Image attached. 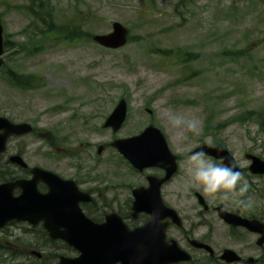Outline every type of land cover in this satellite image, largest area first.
Instances as JSON below:
<instances>
[{
    "label": "rangeland",
    "instance_id": "rangeland-1",
    "mask_svg": "<svg viewBox=\"0 0 264 264\" xmlns=\"http://www.w3.org/2000/svg\"><path fill=\"white\" fill-rule=\"evenodd\" d=\"M0 16L9 42L0 68V115L34 126L31 134L10 139L7 154L0 153V169L8 172L0 170V179L19 171L6 163L17 150L30 166L59 167L66 175L81 160L90 185L99 188V203L90 209L100 219L111 210L130 211L127 186L137 183L110 143L149 124L164 132L175 153L190 152L211 137L241 166L249 165L246 153L264 159V0H0ZM115 21L128 27L131 41L118 49L93 41V34L110 32ZM49 25L55 30L46 33ZM70 29L88 31L90 37L68 39ZM122 98L127 118L113 132L104 122ZM253 110L252 118L223 126ZM170 116L202 121L201 133L188 132L178 141ZM47 141L77 156H53L55 148ZM99 145H105L101 154ZM243 176L250 185L246 197L255 201L249 212L264 221V175L248 171ZM182 184L177 208L188 230L203 208L186 178ZM204 196L210 204L220 199L219 194ZM226 202L230 209L239 207ZM204 217L214 221L206 242L217 255L232 248L244 258L261 257L258 264H264V246L255 245L256 237L231 236L215 212ZM146 218L127 222L143 224ZM41 229V224L16 220L0 227V264H35L44 257L36 258L33 249L53 263L61 254L75 255L61 240L49 243ZM205 231L200 227V234ZM167 235L193 255V262L178 264L228 263L189 248L183 229L172 228Z\"/></svg>",
    "mask_w": 264,
    "mask_h": 264
},
{
    "label": "water",
    "instance_id": "water-1",
    "mask_svg": "<svg viewBox=\"0 0 264 264\" xmlns=\"http://www.w3.org/2000/svg\"><path fill=\"white\" fill-rule=\"evenodd\" d=\"M129 29L120 21H115L112 30L108 33L94 34L92 38L98 44L118 49L128 42ZM4 27L0 17V68L4 64ZM127 116V102L121 99L105 121V127H111L113 131L121 128ZM33 130L28 122L14 123L4 116H0V153L7 147V140L12 135H23ZM112 145L131 161L139 169L148 166H163L164 161L170 156L172 161L175 155L172 153L168 141L162 130L155 126H147L141 133L116 139ZM216 147L201 145L194 150H203L208 155L222 159L224 164L235 163L234 156L222 144ZM102 148L99 149V152ZM252 159L250 170L253 173L264 174V159L257 155L247 154ZM10 161L26 166V162L19 155L10 157ZM236 164V163H235ZM167 176L161 182L167 180L175 170V163L168 166ZM238 167H237V169ZM33 178L29 180H15L0 183V227L5 226L11 220L28 221L33 225L39 222L53 239H61L78 251L75 256L61 255L59 264H173L192 260V255L184 250L175 239L167 240L168 222L165 218H171L180 224V216L177 211L167 207L162 201L159 186L160 183H151L148 195L150 204H143V197L137 196L132 207V214L137 217L145 211L151 218L143 225L130 228L118 213H110L105 221L96 222L89 218L79 206V198L71 196L67 191L59 189L62 180L51 171L41 167H34ZM44 176L49 181L51 189L47 193H41L37 189V179ZM152 179V177H151ZM58 180V181H56ZM22 192L15 195L16 188ZM143 189V188H142ZM60 192V193H59ZM77 194V190L74 191ZM73 193V195H74ZM202 203L204 198L199 195ZM220 216L229 223L244 225L249 230L260 233L257 241L259 246L264 245V221L247 219L231 213L224 208L220 209ZM191 243L196 247L205 248L211 256L214 249L207 243L194 239ZM37 257L42 253L32 250ZM221 259L228 263L239 261L241 257L232 249L226 248L221 254ZM248 263H256L257 259L249 257Z\"/></svg>",
    "mask_w": 264,
    "mask_h": 264
},
{
    "label": "flooded vegetation",
    "instance_id": "flooded-vegetation-1",
    "mask_svg": "<svg viewBox=\"0 0 264 264\" xmlns=\"http://www.w3.org/2000/svg\"><path fill=\"white\" fill-rule=\"evenodd\" d=\"M23 122V121H22ZM33 125V124H32ZM33 130L29 133L23 134V135H12L9 137L8 139V144H7V148L5 150V152L3 153L4 155L8 153V145L10 142L11 138L14 137H22L28 134H31L34 131V126ZM112 143V142H111ZM110 143V144H111ZM47 144L52 145L51 148H55V151L52 152L53 156L56 155H63V153L67 156H77V155H72V153H74L72 150L64 149L61 148L60 150H58V148L56 147L57 144L54 141H47ZM205 144V143H203ZM202 145V144H201ZM215 145V144H214ZM112 146V145H111ZM199 146V145H198ZM198 146H196L195 148H197ZM114 147V146H113ZM99 149L102 148V151L99 152L98 149V154H101L104 150H105V145H99L98 147ZM116 148V147H114ZM171 148V147H170ZM194 148V149H195ZM117 149V148H116ZM194 149L190 152H194ZM118 150V149H117ZM172 153L175 155V160L172 161L171 156L164 161V165L163 166H157V165H153V166H148L145 167L143 169H139L136 166H134L130 160L126 159L122 154L119 153V155H116L114 157L118 158L120 162H122L123 164H125L129 169H130V174L133 176L134 180L132 182H137V183H133V184H129L128 190H130L131 192V196L129 198L126 199V204H131L130 207V211L124 212L123 210H111L109 212L104 213L102 218H98L96 216H94V214L92 213V209H90L91 206L96 205L97 203H99L98 201V197L96 195L97 192H99V188L97 186H93L90 185L91 183V179L87 176V172L85 169H87V167L83 164V162L81 160H79L78 162H76L73 166L69 167V170L73 171V173L71 174H63L61 173V171L58 169L59 167H53V168H44L42 166H38V165H33L30 166L29 163H27L26 159L24 158V152L21 150H17L16 152L10 154L7 156L8 161L6 162L8 163H13L15 164L17 167H19V171L16 172L14 174V171L11 173L12 175H7V177L5 176L4 178H8L7 180H3L0 179L2 182L3 181H14V180H29L33 178V171L32 169L34 167H41L46 171H51L53 173H55L56 175H58L62 180H66L69 182H59L60 184V191L65 192L67 191V193H69V195L71 196H77L79 198V205L81 206V208L83 209V211L86 213V215L88 217H90L91 219H93L96 222H103L106 219V216L110 213H114L117 212L119 213L122 218L127 222V219L130 220L133 219L136 220L138 218H146L145 221L143 222V224H145L150 218L151 215L148 214L147 212L143 211L141 213L138 214L137 217H134L132 212V207L135 204L137 199V196L140 195L141 197H143V204L147 205L150 204L151 202V197L150 195H148L147 191H150V186L151 183L153 182L154 184H158L159 182H161V180L163 178H165L167 176V172H168V166H171L175 163V170L173 171L172 175L165 181L160 183L159 186V191H160V195L162 198V201L167 204L168 206H170L171 208L175 209L178 213V215L180 216V224L175 223L171 218H165L164 221L168 222V226H167V232L168 230L172 229V228H177L179 230H185V239L187 240V243L189 244V248H194L197 250H202L208 253L209 255V259L215 260V259H220L223 261V259H221V254L223 252H221L220 255H217L215 250V254L214 256H211L210 253L205 249V248H201V247H196L194 246L191 241L194 239H197L199 241H202L204 243L209 244L208 242H206L207 240V233L209 234V231H214V221L210 220L206 217L202 218L203 214L205 213H217V216L219 217V219L223 222V224L226 226L227 232L231 235L234 236L236 238H240L242 235H252L254 237H256L255 240V245L259 248H262L263 246H259L257 241L260 237V233L255 232V231H251L248 229V227L244 226V225H235L233 223H229L226 220H224L221 216H220V209L224 208L225 210L237 214L243 218H247L250 220L253 219H258L260 221H263L262 218L257 217L256 214L254 213H250L249 210H244L241 209L240 207L238 208H232L230 209L227 205L228 202L226 201H221L220 199L216 200L215 204H210L208 202V200L205 198L203 192L199 191V189L195 186H193V182L190 179V176L188 174V171L185 170V168H188L187 165V155L190 152H185V153H175L172 149H171ZM2 154V153H1ZM15 154H19L26 162V166L21 165L20 163H14L12 161H10V157L15 155ZM80 154V153H79ZM247 154H252V153H246L245 157L246 160L249 161V165L248 166H242L240 165V163L237 161V159L235 158V163L239 169V171H241L244 174H247V172L249 171L251 173V175L253 177H258V176H262L263 174L260 173H253L250 170V164L252 163V159H248L247 158ZM253 155H257L254 154ZM208 158H210L211 160H213L215 163H223L222 159H218L212 155H208ZM1 166V163H0ZM5 167H2L0 170H4L6 172V174H8V172L5 170ZM152 177V179H151ZM45 177H39L37 179V189L39 192L41 193H47L50 191L51 186L49 181H47L46 179H44ZM182 178H186V180L190 183L191 186V194L197 199L198 203L200 204V206L203 208V212H199V220L197 222V224H192V227L188 230L185 229L184 227V221L185 218L184 215L182 214V211L180 209L177 208V206H180V202L182 200ZM78 188V189H77ZM143 188V189H142ZM251 188H254L253 186H251ZM77 190V194L74 193V191ZM201 190V189H200ZM22 190L21 188H16L14 193L15 195H19L21 194ZM60 193V192H59ZM74 193V195H73ZM199 195H201L204 198L205 203L200 200ZM245 198V197H242ZM114 203L118 202V200H114ZM128 206V205H127ZM128 223V222H127ZM132 224V223H130ZM138 225H142V224H138ZM138 225H131L132 227L138 226ZM200 227H206V231L203 234L199 233ZM242 234V235H241ZM168 239H171V237H169L167 235ZM211 247L212 245L209 244ZM213 248V247H212ZM214 249V248H213ZM232 249V248H230ZM186 251H188L187 249H185ZM234 250V249H232ZM240 257L241 259L239 261H235L232 263H226V264H258V263H262V258H255L257 259L256 263H248L247 259L249 258H244L241 253L237 252L236 250H234ZM190 253V251H188ZM191 254V253H190ZM192 255V254H191ZM251 257V256H250ZM254 258V257H253ZM193 255H192V260L191 261H187L186 263H190L193 262Z\"/></svg>",
    "mask_w": 264,
    "mask_h": 264
},
{
    "label": "clouds",
    "instance_id": "clouds-1",
    "mask_svg": "<svg viewBox=\"0 0 264 264\" xmlns=\"http://www.w3.org/2000/svg\"><path fill=\"white\" fill-rule=\"evenodd\" d=\"M169 123L173 128L179 130L176 136L178 141L186 139L188 132L199 135L202 131V121L195 118L185 119L170 116ZM205 144L208 147H216L217 151L222 150L219 146L214 145L211 137L206 138ZM187 165L193 186L201 189L203 194L212 196L219 194L221 201L231 200L244 210H249L254 206V199L250 196L246 197L250 185L243 173L236 170L235 163H215L208 158L207 153L201 150L190 152L187 155Z\"/></svg>",
    "mask_w": 264,
    "mask_h": 264
},
{
    "label": "trees",
    "instance_id": "trees-1",
    "mask_svg": "<svg viewBox=\"0 0 264 264\" xmlns=\"http://www.w3.org/2000/svg\"><path fill=\"white\" fill-rule=\"evenodd\" d=\"M30 8L32 9V6H30ZM53 7L51 6V9H52ZM50 16L52 17V14H51V12H49V15H48V17L50 18ZM53 20V19H52ZM53 22V21H52ZM52 24V23H51ZM51 26L49 25L48 26V28H50ZM62 28H58V30H61ZM53 30H55L54 29V27H51L50 28V30L48 31V30H46V33H48V32H50V31H53ZM61 31H65V29H62ZM67 32H66V37L69 39H73V36L74 37H82V36H86V37H90V33L88 32V31H86V32H84V33H82L80 30H78V32L75 30V29H70V30H66ZM133 38H131V37H129V40L128 41H131ZM9 44V42L6 40L5 41V46L7 47V45ZM252 114H255V111L253 110V111H248V112H246L245 114L243 113V114H241L240 116H237L236 118H234V119H232V120H230V121H228V123L226 122L225 124H223V126H225V125H229V124H231L232 122H234V121H239V122H243V121H245V120H247V119H249V118H252L253 116H252ZM220 141L218 140V139H214L213 140V143L214 144H216V143H219ZM8 178H3V180H7ZM41 232L43 233V234H45V236L48 238V240H49V243H56L57 241H55V240H53V239H51L49 236H48V234L46 233V231L42 228L41 229ZM44 258L43 259H41V260H38L37 261V263H35V264H58V263H53V262H51V261H48L46 258H45V256H43ZM211 261H212V259H210Z\"/></svg>",
    "mask_w": 264,
    "mask_h": 264
},
{
    "label": "bare ground",
    "instance_id": "bare-ground-1",
    "mask_svg": "<svg viewBox=\"0 0 264 264\" xmlns=\"http://www.w3.org/2000/svg\"><path fill=\"white\" fill-rule=\"evenodd\" d=\"M165 204V203H164ZM167 207H170V206H168L167 204H165Z\"/></svg>",
    "mask_w": 264,
    "mask_h": 264
}]
</instances>
